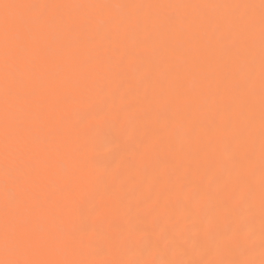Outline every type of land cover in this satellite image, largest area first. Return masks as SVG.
I'll return each mask as SVG.
<instances>
[{
  "label": "bare ground",
  "instance_id": "bare-ground-1",
  "mask_svg": "<svg viewBox=\"0 0 264 264\" xmlns=\"http://www.w3.org/2000/svg\"><path fill=\"white\" fill-rule=\"evenodd\" d=\"M24 3H100L125 4H256L260 0H8ZM131 10L113 9L112 15L127 17ZM244 10H241L243 13ZM76 10H63L65 20L77 15ZM142 17L150 22L130 21L105 23L97 18L76 32L54 27L37 28L33 34L36 55L30 59L25 77L29 96L24 126L30 145L41 157V183L35 190L40 212H26L24 220L47 239L38 253L17 257L5 255L0 246V260L8 258L39 261L72 259H148L169 264L177 259L200 258L191 248L193 233L199 227L198 217L187 218L185 209L196 207L194 193L211 196L220 187L218 174L231 167L235 142L226 131L230 106L234 98L242 101L248 89L243 85L252 73L255 105L254 180L259 183L260 160V39L259 9L255 10L254 39L238 36L217 17L232 15L230 10H192L145 8ZM196 17L193 22L186 16ZM175 18L170 22L169 18ZM44 33L45 35H41ZM71 62L72 68H69ZM91 72L87 90L78 91L82 75ZM3 65L0 58V118L3 106ZM159 81L172 95L158 94ZM227 90V91H226ZM179 96V103L177 100ZM105 99L112 116L99 122L93 112ZM86 133L81 141L88 145L90 159L102 160L120 152L125 162L121 180L124 192L118 206L112 207L107 194L95 183L73 181L71 201L77 214L65 225L72 238L91 239L98 217L103 218V231L120 248L116 255L97 254L95 249L73 255L67 246L69 237L61 235L50 211V200L67 195L65 188L74 165L59 148L67 133ZM125 145H131L123 151ZM146 146L150 150L146 152ZM51 158L53 166L45 161ZM29 166L4 171L0 162V232L3 230L4 191H17L32 186L27 176ZM98 173V169H90ZM18 179L13 185L11 179ZM151 197L157 206L155 218L145 216L144 200ZM141 221L143 223L141 224ZM87 228V233L81 231ZM143 229V230H141ZM253 235L241 234L242 248H254L252 258L261 259L260 211L254 209ZM174 233L173 239H159V233ZM147 237L156 240V248L141 254ZM107 247V244H105ZM213 258V257H208ZM225 259L244 258L233 252Z\"/></svg>",
  "mask_w": 264,
  "mask_h": 264
},
{
  "label": "snow or ice",
  "instance_id": "snow-or-ice-1",
  "mask_svg": "<svg viewBox=\"0 0 264 264\" xmlns=\"http://www.w3.org/2000/svg\"><path fill=\"white\" fill-rule=\"evenodd\" d=\"M145 8L163 9L175 8L192 10L199 13L206 9L230 10L232 15L216 18L218 24L227 23L232 26L238 36H247L254 39L256 29L255 10L259 9V39H260V160L259 183L256 184L254 175L256 171L255 160V105L253 100L252 73L249 80L243 85L248 89L242 101L234 98L230 106L229 126L226 131L235 142L231 167L222 170L217 177L220 187L211 196L202 198L200 193H194L193 199L196 207L185 209L187 218L198 217L199 227L188 228L193 233L191 248L197 252L200 258L184 260L177 259L169 264H264V0L256 4H125L111 5L100 3H24L8 2L0 0V58L3 65V106L2 118H0V162L4 171L18 166L27 165V176L32 186L31 194L25 189L17 191L12 187H5L4 191V216L3 230L0 232V246L8 257H17L38 253L47 245L45 236L36 233L25 222L24 215L30 212L36 215L40 212L38 197L35 190L40 187L41 170L39 167L41 157L30 145L27 128L24 126L25 109L29 96L25 92V77L30 71V59L36 55V47L33 34L39 27H54L61 31L79 32L87 25L93 24L97 18L105 23L123 24L135 18L137 22L143 20L150 22V18L142 17L141 11ZM113 9L131 10L127 17L112 15ZM63 10H76L75 16L65 20ZM241 10H244L241 13ZM196 17L189 15L185 20L193 22ZM170 17L169 21L174 22ZM41 35H45L41 33ZM71 70L72 65L69 62ZM82 83L78 91L87 90V83L91 79V72L83 73ZM158 94L162 96L172 95L171 88L164 89L157 82L154 85ZM227 91V90H226ZM179 96L177 100L179 103ZM93 115L99 122H107L112 116L107 100L101 99L94 108ZM86 133H67L60 142V150L73 161V171L68 177V185L65 188L67 195L59 200H50V211L56 225L59 226L61 235L69 237L67 246L75 256L82 254L85 249H95L97 254L119 253L120 248L111 237L103 231V218L98 217L93 228L91 239L72 238L65 230V225L76 214L77 209L71 201V187L73 181L88 180L99 186L106 194L114 208L121 202L124 186L121 180L125 169V162L121 159L120 152H115L110 158L95 160L88 156V145L81 141ZM131 145H125L123 151ZM150 150L146 146V152ZM51 168V158L45 161ZM98 169L93 173L90 169ZM13 185L18 184V179L12 178ZM259 206L260 211V250L261 259L257 262L252 258L254 248H242L241 234L249 238L253 235L251 224L254 221V209ZM145 216L155 218L157 206L151 197L144 200ZM143 221H141V224ZM143 230V229H141ZM87 233V228H82ZM173 234L159 233V239L171 241ZM107 244V247H105ZM156 248V240L147 237L143 241L141 254L150 255ZM233 252H240L244 258L225 259ZM213 257V258H208ZM0 264H165L159 260L138 259H72L67 261H39L29 259L8 258L0 260Z\"/></svg>",
  "mask_w": 264,
  "mask_h": 264
}]
</instances>
